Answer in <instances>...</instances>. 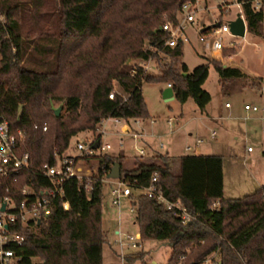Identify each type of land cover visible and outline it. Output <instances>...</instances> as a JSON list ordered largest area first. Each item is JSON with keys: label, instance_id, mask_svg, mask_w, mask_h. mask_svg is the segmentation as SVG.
<instances>
[{"label": "trees", "instance_id": "1", "mask_svg": "<svg viewBox=\"0 0 264 264\" xmlns=\"http://www.w3.org/2000/svg\"><path fill=\"white\" fill-rule=\"evenodd\" d=\"M193 1L0 0V115L13 130L23 132L30 158L19 187L32 181L36 191L48 189L49 180L40 175L42 165H52L55 153L62 156L72 137L95 132L102 120L149 119L143 83L170 82L176 102L183 105L192 99L201 113L205 111L211 100L202 89L208 64L190 72L185 65L178 69L166 64L160 75L129 65L132 60L181 57L183 43L168 47V35L161 27L165 22L177 23L181 6ZM241 12L246 32L264 40L262 10L242 3ZM208 63L224 94L263 87L261 78L218 61ZM114 84L119 91L110 100ZM94 158L100 179L119 164V181L133 190L129 201L140 242L142 246L149 241L168 242V264L179 262L181 256L182 264H201L215 252L219 260L214 264H264V187L241 198H224L220 155L179 157L177 175L172 173L173 158L162 153L148 161L139 159L130 169L124 167L122 155L83 157ZM153 175L163 195L171 202L180 201L195 222L182 226L163 205L137 192L150 185ZM63 202L69 205L67 211ZM102 209V182H95L88 196L83 183L66 181L63 197L54 199L47 220L20 228L25 242L16 248L19 264H104L107 234L102 229ZM143 250L129 252L125 264H152L143 260Z\"/></svg>", "mask_w": 264, "mask_h": 264}, {"label": "rangeland", "instance_id": "2", "mask_svg": "<svg viewBox=\"0 0 264 264\" xmlns=\"http://www.w3.org/2000/svg\"><path fill=\"white\" fill-rule=\"evenodd\" d=\"M238 1L239 0H226V3L229 5V7L226 8L218 0H200L196 7L197 11L195 12L193 23L186 25L185 33L187 42L182 46L181 57L172 60L161 56L158 61L149 60L147 62L132 60L129 62V65L141 66L148 75H160L164 68L163 66L166 64L172 65L178 69H181L182 65H185L189 72L199 65L208 64V76L202 86V89L206 91L211 98L206 106V113H201L192 99L187 100L183 105L175 100L165 102L162 98V92L170 82L142 84L141 91L149 113V119L156 120L157 124L164 130L163 134L167 137L160 140L159 137H156L153 139V142H155L156 145L160 142L166 145L168 140H171L173 145H175L176 150H172L171 148L170 156L174 161L172 173L177 175L179 173L178 155H195L197 150L194 149L192 145L196 138L199 137V140L202 141V145L199 147L200 152L218 154L223 158L225 188L229 190L236 186V184H240L241 194L237 198H241L254 192V190L250 191L252 179H257L264 173V159L262 158V153L264 152V122L256 123V127L244 134L242 133L244 130L240 122L224 119L226 116L230 117L232 114V109H226L225 104L228 103L233 109H240L243 111L242 106L245 103L250 105L255 104L257 106L262 105V103L254 99L255 91L250 89L224 94L221 90L219 76L213 66L208 62L214 60L226 67L237 68L250 77L261 78L264 84V40L253 37L247 32L243 38L232 37L228 33H225L224 45L226 46V55H224L223 52L221 54L211 55L210 50L205 48L206 42L209 46L212 45L214 35L211 34V30L215 29L214 26L216 24L228 25L231 20L236 19V14L239 10L237 7ZM260 10H262L264 15V1L261 4ZM182 17V15H179V20H181ZM204 29H211L209 35L206 36L202 34ZM230 42L234 43L233 47H228ZM114 88L116 91H119L116 84H114ZM55 108L57 107L55 106ZM174 116H180L181 118L177 119V117L174 118ZM207 117H210L211 120L207 119ZM168 119L172 121L170 125L166 123ZM175 119L176 121H174ZM129 125L135 130L138 129V127L134 125V120H130ZM231 125L234 126L233 128L235 129H232ZM120 126L121 124L114 125L112 122H106L103 127L97 126L98 130L96 129L97 131L95 132H81L71 138L69 148L65 153L76 157L79 156L78 152L74 149L76 142L87 143L91 139H96L103 128L104 134L101 141L103 144L110 145V149L104 151L103 154H108L113 157L124 156V167L127 169L132 168L133 163L138 162L139 159L148 161L152 157L158 155L157 153L151 154L147 152V150L144 151L143 156L137 154L139 145L136 144L130 134H120ZM146 126H148V124H146ZM196 127H198V130ZM240 129L242 130L240 131ZM187 131L193 133L192 139H187ZM210 131L215 132V139L209 138ZM187 140L192 150L185 152L183 151V147ZM247 147H251L253 152L247 154ZM162 153L165 152L163 151ZM101 154H97L95 157L97 158V156ZM245 156L250 158L252 163H246L247 158H245ZM79 159L83 160V164H81L85 175L83 176V184L87 183L93 187L95 182H102V229L107 232L108 236L107 244L103 249L104 264H122L119 257L113 254L112 249L115 248L109 246L108 239L111 244L112 238H114L113 232L119 229V227H121L123 234L135 235L138 233V227L133 220L135 215L130 213V201L123 199L119 207L112 206L110 189L111 187H116L115 183L112 184V182L116 180H109L106 177L100 179L98 177V161L95 158L85 160L83 157L79 156ZM118 214L120 215L121 222L117 219ZM110 218H113V221L108 220ZM132 222H134V224H132ZM143 249L146 253L143 260L147 263L152 261L156 264H166L171 254L169 243L164 241L146 242L143 245ZM207 258L214 262H218V252L212 253ZM33 261L35 263L38 262L36 259ZM123 264H125V262ZM133 264L141 263L136 261ZM171 264L180 263L172 262Z\"/></svg>", "mask_w": 264, "mask_h": 264}, {"label": "built area", "instance_id": "3", "mask_svg": "<svg viewBox=\"0 0 264 264\" xmlns=\"http://www.w3.org/2000/svg\"><path fill=\"white\" fill-rule=\"evenodd\" d=\"M199 1L200 0H194L193 2L184 3L179 13V15L183 16L181 20H178L175 24L165 22L162 25V31L168 35V40L166 42L168 47L174 48L177 46L178 42L183 44L187 42L185 33L186 25L193 23ZM218 1L226 8L229 7L226 0ZM263 1L264 0L238 1L237 7L239 10L236 17L239 14L243 18L240 10L242 3H249L255 11H258ZM229 23L228 25L219 24L215 29H210L211 34L214 35V39L211 46L206 42L205 48L210 50L211 55L221 54L226 48L224 45V34L228 33L232 36ZM210 30L206 31L204 34L206 36L209 35ZM233 46V42H230L228 45V47ZM167 87L171 88V85L167 84ZM115 92L117 91L114 88L108 96L110 100L114 99ZM225 107L229 108L230 105L226 103ZM243 109L253 114H264L263 106L245 104ZM106 122H112L114 125L121 124L120 134H130L136 144L139 145L137 154L141 156L144 155L145 149L140 146L141 138L137 133H130L129 122L118 118H108L102 120L98 126L103 127ZM45 130L46 127H43V131ZM103 134L104 131L102 128L96 139H91L87 143L78 141L74 149L81 157H95L97 154H103L104 151L110 149L109 144H103L101 141ZM209 136L211 139H214L216 134L212 131ZM96 141H98L99 144L98 147L94 149L93 145ZM200 144L201 141L196 140L195 145L198 146ZM185 150L188 152L191 148L186 147ZM251 151L252 148L247 147V152ZM79 156L76 157L66 153L59 156L55 153V162L52 165L48 163L42 165L40 175L49 180L50 186L48 189L36 191L32 181L19 187L20 181L24 177L25 172L28 171L30 164L29 153L24 150V134L22 131L13 130L8 121L0 115V186L3 187V195L0 197V264H19L20 257L16 254V248L22 247L25 242V236L22 234L20 228L26 226L29 222L38 225L37 221H39V225H41L47 220L51 215L54 199L63 197V186L66 181L76 179L79 183H83V176H85L83 167L81 166L83 160L79 159ZM156 182L157 176L153 175L150 185L141 189L142 194L149 199L156 200V202L163 205L167 211L172 212L173 215L180 219L182 226L195 222V216L191 214L180 201H169L163 195L162 189L156 185ZM113 183H115L116 187H111L110 189L111 204L114 207H119L123 199H129L133 194V190L130 186L120 182L119 179ZM83 185L85 193L90 196L93 187L87 183ZM62 208L67 211L69 209L68 203L63 202ZM130 213L135 215L132 206L130 208ZM112 246L115 248L122 264L125 262V257L129 252L138 251L143 247L140 242L139 233L129 235L119 231L112 241ZM183 259V256L179 258L180 264ZM152 264L156 263L152 262ZM201 264H214V261L206 258Z\"/></svg>", "mask_w": 264, "mask_h": 264}, {"label": "crops", "instance_id": "4", "mask_svg": "<svg viewBox=\"0 0 264 264\" xmlns=\"http://www.w3.org/2000/svg\"><path fill=\"white\" fill-rule=\"evenodd\" d=\"M257 92H259V93H257ZM254 99L256 101H260L262 103V105H259V106H263L264 107V84H263V87H262L261 91H255ZM245 104H248V103H245ZM245 104H243V106ZM243 106H242V110L243 111H241L240 109H233L231 105H230L229 108L225 107L226 109H230V110L232 109V114L230 115V117L226 116L224 119H229L230 121H234V122H237V121L240 122V124L242 125V128L244 130V131H242V133L245 134V132H247L249 130H252L254 127H256L257 126V125H255L256 123H258V122H262L263 123L264 122V115L263 114H253V113L246 112V111H244ZM202 113H206V108H205V111L202 112ZM176 117H177V119L181 118L180 116H176ZM176 117L174 116V118H176ZM207 119L211 120L210 117H207ZM174 121H176V119ZM170 122H172L171 119H168V121L166 123L168 125H170ZM146 124H148V126H146ZM134 125H136L138 127V129L135 130L130 125V133L131 132L132 133H137L140 136V138H141V143H140L141 144L140 145L141 148L147 150V152H149L151 154H155V153L161 154L164 151L165 153H162V154H166L168 157H171L170 156V149L172 148V150H176L175 145H173L171 140H168L166 145H165V143L163 144L162 142H160L158 145H156L155 142H153V139H155L156 137H159V140L163 139V138H167L165 136V134H163L164 130L162 129V127L160 125L157 124L156 120H153V119L135 120L134 121ZM233 127L234 126H232L231 128L235 129ZM196 128L198 130V127H196ZM241 130L242 129H240V131ZM210 132H212V131H210ZM186 137H187V139H192L193 133L190 132V131H187L186 132ZM209 138H210V136H209ZM215 138H216V136H215ZM101 139H102V137H101ZM196 140H199V137H197ZM196 140H195V142H196ZM187 142H188V140L185 142V145L183 147V151H185V152H186V150H185L186 147H190L191 150H192V147H194V149L197 150L195 155H218V154H212V153H208V152H206V153L200 152L199 147H200V145H202V141H201V144L198 145V146H196L195 142H194L192 147ZM168 146H170V147H168ZM246 151H247V149H246ZM251 152H253V150ZM251 152H247V154H249ZM262 155H263V153H262ZM182 156H185V155L184 154H179L178 158L182 157ZM245 158H247V156H245ZM262 158L264 159V156ZM246 163H252V160L250 158H247L246 159ZM261 187H264V173H262L257 179H254V178L252 179V182H251V185H250V191H253V190L255 191V189L257 190V189H259ZM240 190H241L240 184H236V186L232 187L229 190H227V188H225V176H224V169H223V196H224V198L236 199L241 194ZM137 192H140V191H137ZM125 200H129V199H125ZM119 216L120 215L118 214V217H117L118 221L120 220ZM112 219L110 218L108 220H112ZM133 220L135 222V216H134ZM102 221H103V217H102ZM120 222H121V220H120ZM120 222H117V223H120ZM134 222H132V224H134ZM118 231L122 232L121 227H119V229H116L113 232L114 238L116 237ZM105 233L107 234V232H105ZM107 238H108V236H107ZM114 238H112V241L114 240ZM108 242H109V246H112V243L110 244L109 239H108ZM112 252H113V254H115V249H112Z\"/></svg>", "mask_w": 264, "mask_h": 264}, {"label": "water", "instance_id": "5", "mask_svg": "<svg viewBox=\"0 0 264 264\" xmlns=\"http://www.w3.org/2000/svg\"><path fill=\"white\" fill-rule=\"evenodd\" d=\"M219 24H216L214 27H218ZM229 29L230 33L233 37H239L243 38L246 33V24L244 19L238 14L236 19L231 21L229 23ZM209 29H204L202 32H206ZM162 98L165 102H170L174 100V94L172 91V88L166 87L162 92ZM59 114V110L56 111V115ZM98 141H96L93 145V148L96 149L98 147ZM120 178V166L119 164L115 163L112 168L110 169V172L107 176V179L109 180H118ZM3 210V207H2ZM39 221H37V224L39 225Z\"/></svg>", "mask_w": 264, "mask_h": 264}]
</instances>
